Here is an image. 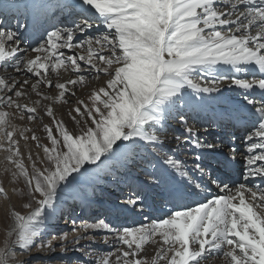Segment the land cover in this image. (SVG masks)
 I'll return each instance as SVG.
<instances>
[{"label":"rangeland","instance_id":"374dc122","mask_svg":"<svg viewBox=\"0 0 264 264\" xmlns=\"http://www.w3.org/2000/svg\"><path fill=\"white\" fill-rule=\"evenodd\" d=\"M170 4H173L172 0H168L165 19H156L160 31V33H156L159 39L156 44L157 56L159 57V65L157 64L158 69L159 66L163 67V63L166 59L165 50L168 44H171L166 40L169 35V30L174 27V22L172 21L174 15L171 9L168 11V8L171 7ZM91 6L93 9L95 8L94 5ZM216 6L220 7L222 5L217 4L215 7ZM212 9L215 8L212 6ZM257 10H260L264 16V7L259 6ZM208 11H212L211 7H208ZM226 18L227 16L223 17V19ZM82 19L84 18L80 20ZM229 28L230 27L219 29V27H217L218 32L217 30L215 31L214 28L210 29L200 25L198 29L192 30L191 35L193 38L191 39L197 40L198 35V40L196 41L197 44H193L194 49L191 48L189 51H192V55L193 53H197L195 59H199L200 61L194 62L192 60L190 62H193V64L188 65V62V64L186 63L180 67L181 69H177L176 74L179 75H177L176 78L181 84L170 92H167L166 95L168 98L164 100H159L157 89L156 91L152 89H143V97L136 95V98L141 103L144 101L145 103L137 109L132 108L135 112H132V114L128 116L124 115L129 108V94L125 89L122 90L120 87L112 86L114 80H111L109 77L110 74L117 72L116 74L121 78L120 73H124L122 69L123 62L120 63L122 67L120 68L118 66L116 72L114 67H112L119 62L116 58L110 57L112 54V52H109L111 49L110 45L105 50H102V54H99L94 50L93 40L91 46L85 37L75 40L72 45L74 49L65 52L68 54V56L65 55L68 59L58 54L53 55V58L51 57L52 68L55 67L54 69L56 70L53 69V71L49 70L48 72L47 65L44 77L51 80L47 86L45 85V81L38 83V81L41 80L40 77H42L43 68L45 67L43 62L37 64L38 61L32 59L29 63H23L24 65L31 64L33 72L32 77L28 74H20L16 71V67L22 65L17 66L15 63V70H13L10 65L0 66V91L5 95L6 91L11 89L4 97H8L6 98V102H0V116L6 117V121L8 120V122H10L8 127H6V125H0V132L4 133V137L0 133V147L2 146L0 148V264H115L114 262L117 260V257H124V262H119L120 264H158L157 261L150 263L142 261L139 263L136 257L129 258L126 254L128 249L125 245V239H123L120 234L131 228H144L145 231L148 230L147 232H149L152 239H158L157 227H153V222L158 220L157 215L159 212L157 210H150L152 214H154L152 215L138 211L137 208L141 200L145 199L148 200L147 202H150L149 200L152 199V201L158 202L154 197L161 198V196H159L160 190L157 180L147 182L146 178L151 175L154 176V178L159 176V178H161L162 169L161 172H159L161 164L157 163L154 156L155 154L150 151L151 149L149 146L150 144L156 143L164 145V143L160 141L161 131L165 126L167 127L168 120L171 122L173 120H179L178 123L181 122L180 125L182 128L177 135V139L180 138L179 140H181L180 155L197 157L199 152H197V147L193 146L194 142L197 145L200 143L205 146L206 144L212 148L210 143H208L212 140L204 138L202 133L195 132L194 129H198L199 131L214 128L215 122L213 120L209 121V119H206L202 115H199L197 119L196 117L193 119V114L194 111L196 112L195 116L199 114L200 111H197V109L202 108L203 104L211 97H216L215 94L213 96L207 94L206 90L212 88L213 84H211V82H214L216 78L218 80L226 78L229 82L234 79L230 73L225 74L222 68H219V74H216V68L212 62L204 60L209 57L215 58V54L218 52V50L215 49H208L215 51H206L207 47L214 45L215 41H218V45L221 43L220 46L229 41V34L225 35V33H223L229 30ZM255 29L258 30V28ZM218 35L225 37L220 39ZM78 43H80L79 47L77 46ZM178 45L180 46L179 50H181L186 43L182 41L181 44L179 43ZM10 47L12 46L10 45ZM91 47L93 49H91ZM30 48L31 47H29L28 50ZM35 48L36 47L32 48V51ZM44 51L40 50L39 53L43 56ZM29 52L31 51L29 50ZM116 52L119 53L120 50ZM95 53H98L97 58H95ZM26 54L24 53V55ZM103 56H108L110 59L102 61ZM100 57H102L101 61H99ZM86 58L87 60L85 61ZM90 58L94 59L96 61L94 63L99 66H95L92 63L93 61H90ZM130 62L132 65L129 63L130 66L127 65V69L130 70L132 66H136L139 63L135 59ZM197 62L202 63V65ZM87 63H89V65ZM93 65L98 68L100 72L93 71ZM74 66L86 72L83 71L81 73L76 70L77 68L74 69ZM132 68L134 69V67ZM110 69L112 70L111 73L109 72ZM241 70L244 73L246 71L244 67H242ZM248 70L246 75L250 73V70ZM163 71L164 69L158 70V77L161 73H165V71ZM19 75H21L22 78L25 77V79H19L17 81L18 83H16L15 78ZM258 76L260 77L258 81H253V76L251 84L259 88L257 84L260 83L259 81H261L263 77L257 75V77ZM160 80L161 78L158 79L156 88L159 86ZM34 81H37V83H34ZM129 81L133 82V79ZM155 81L156 78H154V86ZM185 81H188V83L192 81L191 83L193 84H187ZM200 81L206 83L207 87H205V89ZM223 82L225 83L226 81L221 80V85H224ZM34 84H37V86ZM65 89H68V91ZM87 90L93 91L88 92ZM84 93L86 95H84ZM200 93L205 95V97ZM64 94L68 95V99H70L64 98L62 96ZM256 97L257 96L254 98L257 101ZM77 99H79L77 102L81 103L79 109L78 107L76 108V111H80L83 119L73 118V121L65 120V118H63V112H66V109L64 110L63 108L64 105L70 104V107H76L75 102ZM261 101L262 100H258L257 103H261L262 105ZM219 106H223V104L219 103ZM144 108H146L145 112L143 111ZM109 109L111 110L109 111ZM173 114L177 116L175 117ZM117 119L120 125V132L125 133L137 130L132 138H137V140H126L122 134L115 138L114 146L106 147L105 144H107L106 141L108 137H112L111 128L113 126V120ZM199 120L200 122H198ZM34 121L36 124H34ZM201 124L205 125L206 128H201ZM42 125L44 127H42ZM37 127H40V132L30 133V131H34ZM246 129L242 130L244 131ZM53 130L57 131V134L54 133ZM230 132L224 134V136L228 135L232 137ZM63 133L65 134L64 137ZM8 135L11 136L7 137ZM242 135L244 138H241ZM247 135H249V133H239L237 135L238 137H236L238 138L236 140L237 143L239 140H243L242 143L247 147L249 142H244ZM200 136L203 137L205 141L203 138H199ZM67 137L69 138L67 139ZM215 139H217L218 142V134L214 135L213 140ZM31 140L35 142V145L32 146L34 150L30 146L32 145ZM66 145L71 152V160L75 157L78 160L77 163L74 162L72 166L70 161H68L70 158H67L65 154ZM238 146L240 147L239 144ZM35 147H38L36 148L37 150ZM246 147L244 146V150ZM212 149L218 151L221 148ZM46 150L52 151L50 155H48ZM227 150L230 154V149ZM237 152L240 153V149ZM87 154L89 158L88 161L85 159ZM235 154L236 153H232L229 156H235ZM34 155L36 159L33 157ZM199 155L201 158V154ZM206 161L212 164L214 159H208ZM219 161L218 163L225 162V160ZM226 161H231V159ZM242 161L245 163L244 158H242ZM7 163H9V165H7ZM155 163H157V165ZM166 163L170 171L176 172V165H173L174 161L167 160ZM196 163L199 162H193L194 169L203 171L205 173L204 176L208 174L207 178H209L211 170L207 168V165L201 166L200 163L198 165H196ZM258 164L260 163H257L256 167L260 166ZM1 167L4 168L3 171ZM32 167L35 170L36 167L44 168L48 170V173L42 171L43 173L40 175L35 173ZM72 167L74 172H80L79 174L83 173V175L79 180H76L74 183H69L67 186L65 183L72 177L70 175H65L66 170H71ZM234 167L237 168L238 166L235 164ZM51 169L55 173L59 171L63 174L56 186L58 197L52 203L49 201L51 197L50 192L46 190L47 183L51 178V174L49 173ZM236 170L239 171V174H235V177H233L234 179H244L248 176H237L241 175L240 173L242 171V174H244V168H238ZM129 171H132V174H130ZM141 176L144 178L143 182L140 179ZM204 176L202 179L208 188L214 189V191L222 190L217 187L219 184H216L218 182L221 183V181L217 182L214 177H210V179H208L210 187ZM123 177H125L127 181L121 185L122 187L118 186L117 183H121ZM231 178L232 173H226L227 181ZM81 183L82 186L79 187L78 185ZM261 183L260 181L255 182V185H258L259 188H255L253 185H247L248 193L247 191L245 193L247 201H252V205L257 208L256 210L258 213L264 211V186L261 185ZM103 184L108 185V188L102 190L101 187ZM262 184H264V181ZM215 185L216 189L214 188ZM232 187L237 189L238 186L233 185ZM85 191L89 195L88 197H86L87 194ZM149 191L153 193L151 196ZM233 191L234 189L225 192L229 194L234 193ZM252 193H254V195H252ZM257 193L261 194L260 198ZM250 195L252 196L250 197ZM130 200H132L131 203H127L125 206L128 208L127 210L132 209L131 213L124 210L123 207L119 208L120 204L122 205L125 201ZM73 204L76 207H73ZM34 208L41 209L43 213L41 218L35 217L30 218L32 219L30 220L27 218L28 213ZM18 219L22 220V223H20ZM64 220L66 222L65 225H61L60 223L64 222ZM15 223L20 224L18 228H16ZM67 223H69V226H67ZM99 224L107 225L108 232L97 230V225ZM59 227L64 228V230L58 229ZM79 229H81V232L77 236L65 238L66 235H71L75 230Z\"/></svg>","mask_w":264,"mask_h":264},{"label":"bare ground","instance_id":"6f19581e","mask_svg":"<svg viewBox=\"0 0 264 264\" xmlns=\"http://www.w3.org/2000/svg\"><path fill=\"white\" fill-rule=\"evenodd\" d=\"M19 1L26 3L28 0ZM44 1L46 2L45 5L50 12H52L55 8L62 9L61 6L68 3L72 5V8L69 9L71 13V10L80 8L82 13H84L85 9L87 11L83 17H89L92 19L98 16V22L89 25V32L94 34L96 31L104 29V31L99 34V37H102L96 39L95 44L97 48L94 45V50H96L99 54H102V50H105L110 45L111 49L109 52H112L110 57L116 58L119 62L117 63L118 65L115 64L112 66L114 67L115 72L118 66L120 68L122 67L120 63L123 62L122 69L124 73H120L121 78L118 77L116 74L117 72L110 74L109 77L111 80H114V84L112 86L118 88L120 87L122 90L125 89L129 94V98H132L131 101L129 99V108L124 116L131 115L132 112H135L132 108L137 109L145 103V101L141 103L136 98V95L143 97V89H152L153 91H156L157 89L159 100L168 98L166 93L181 84L176 78L177 75H179L176 74L177 69L186 63L188 64V62V65L193 64V62H190L192 60L194 62L200 61L199 59H195L197 57V53H193L192 55V51H189L191 48L194 49L193 44L198 40V35L197 40L191 39L193 38L191 35L192 30L198 29L200 25L210 29L214 28L215 31H218L217 27H219V29L230 27L229 30L223 32L225 35L229 34V41L227 40L228 42L222 46H220L221 43L218 45V41H215L214 45L207 47L206 51L218 50V52L215 54V58L209 57L204 60L212 62L216 68V74H219V68H222L225 74L230 73L234 79L229 82L228 79L221 78V80H225L227 82H223L224 85H221V80H218L217 78L214 82H211V84H213L212 88L206 91L207 94H210L211 96L215 94L216 97H211L203 104L202 108H198L197 111L200 112L195 117L197 119L199 115H202L206 119H209V121L213 120L215 122L214 128L199 131L198 129H194L195 132L202 133L206 139L208 138L213 140L214 135L218 134V142L220 143L219 147L223 148L217 152L206 144L205 146L200 143L197 145L194 142L193 146L197 147V152H199L198 154H201L203 157L200 158V162L202 163H204V161L201 159L214 157L216 161L233 159L236 161V164L240 161V157L236 154L235 156H229L230 154L228 153L227 148H232L230 149L231 154L236 153L237 148L239 147V143L236 141L238 138L233 139L228 135L224 136V134H228V132H230L229 128L231 127L238 126L241 129H249L248 125L257 127L254 129L255 133L250 134L249 136L247 135V138L244 139V142H249L247 147L245 145V151L251 154L247 158V167L249 168L250 174H248V176L244 179L233 178L234 182H240L238 183L239 187L234 189V193L228 194V192H225L227 190L214 191V189L208 188L202 179L203 172L198 169H194L193 167V162L198 161L199 158L196 156L192 157L189 155H180L181 140H179L180 138L177 139V135L182 128L180 125L181 122L178 123L179 120H173L172 122L168 120V125L166 124L167 127L165 126V128L161 131L160 141L163 142L164 145L156 143L150 144L149 146L151 149L150 151L155 154L157 163L161 164L159 167V172H161L162 169L161 178H159L160 176L154 178L152 175L146 178L147 182L157 180L160 190L159 196H161V198L159 199L154 197V199H157L159 203L154 200L152 201V199L149 200L150 202H147L148 200L145 199L141 200L139 202L140 205L137 208L138 211H142L143 213L152 214V210H157L159 212L157 215L158 220L153 222V227H157L158 239H152L149 232H147L148 230L145 231L144 228H131L121 232L120 236L125 239V245L128 249L126 254L128 257H136L139 260V263L142 261H147L146 263L157 261L158 264H264V211H262V213H258L256 210L257 208L252 205V201H247L245 196L246 191L248 192V183L253 182L254 180H258L262 183L264 181L262 168L260 166L256 167L257 163H264V152L254 155L256 151H264V44L262 43L264 42V16L260 10H257V7L259 6L264 7V0H172L173 4H170L171 7L168 8V11L171 9L174 15L172 19L174 27L169 30V35L166 39L167 42L171 44H168V47L165 50L166 59L163 63V67L159 66V69L157 66L159 63V57L157 56L156 45L159 39L156 33H160V31L158 29L159 25L156 19H165V11L168 7V0ZM89 1L93 2L95 6L94 9L91 4H89ZM11 2L12 0H0V5L7 7ZM217 4L222 6L215 7ZM212 6L215 9H212ZM208 7H211V12L208 11ZM224 16H227V18L223 19ZM81 21H87V19H82ZM257 26L261 29L256 30L255 27ZM5 31L6 29L0 28V36L1 33ZM108 34L111 35L109 36ZM222 35H218V37L220 39L224 38L225 36L222 37ZM16 40L19 42L22 39ZM182 41L185 42L186 45L179 50L180 46L178 44H181ZM48 45L50 47V52L53 51V49H56V47H66V45L53 44L52 42H49ZM30 46L31 45L21 43V49L13 46L10 47L8 43L4 44L0 38V66L12 61H15V63L18 64L20 54L23 51L28 50ZM68 48H71V46ZM91 49L93 48L91 47ZM117 50H120V52H116ZM30 53L35 52L31 51ZM98 53H95V58H97ZM43 54L44 59H42L41 62L45 64V67L43 68L42 77H40L42 81L39 80L38 83L45 81V85L47 86L51 80L44 77L46 67L48 65V72L49 70L53 71L55 68H52L53 65L51 64V57L55 54H61L62 56L65 55H63L64 52L47 53L46 50ZM66 56H68V54H66ZM101 58L102 57H100L99 61H101ZM107 59L110 58L108 56H103L102 61ZM134 59L139 63L136 66H132L134 69L132 67L131 70L127 69V65H132L130 61ZM90 61H93L92 63L95 66L98 65L94 63L96 62L94 59H91ZM41 62L39 63L41 64ZM87 64L89 65V63ZM30 65L25 64L20 67H16L14 64L17 72H21L20 74H28L32 77L33 72ZM94 65L93 71L100 72V70H98V68ZM242 67L250 70L249 75H246V72H242ZM76 68L77 67L74 69ZM161 69H164L165 73H161L158 77V70ZM76 70L81 73L84 71L83 69L78 68ZM111 71L112 70L110 69L109 72L111 73ZM256 72L263 77V80L261 79V81H259L260 83L257 84L259 85V88L254 84H251V82L245 83L248 81L243 80L251 79L252 73L256 74ZM154 78H156L155 86ZM160 78L161 80L159 82V86L156 88L157 81ZM15 79V82L18 83L17 81L19 79H25V77L22 78V76L19 75ZM130 79H133V82H130ZM191 82L188 83V81H185L187 84H190ZM200 82L205 89V87H207L206 83L202 81ZM34 83H37V81H34ZM34 85L37 86V84ZM10 90L8 89L5 95H3L0 91V102H6V98L8 97H4ZM66 91H68V89ZM87 91L89 92L93 90ZM84 95L86 94L84 93ZM257 95L262 97L259 101H263H261L262 105L254 107L252 106L251 101L253 103L255 100L254 97ZM62 96L68 99V95L64 94ZM78 100L79 99H77L76 102ZM76 102V107L73 105H71L73 107H70V104L64 105L63 108L64 110L66 109V112H63L64 116H62L65 120L73 121V118L83 119L80 111H76L77 107L79 109L81 102H77V104ZM219 103L223 104V106H219ZM145 109L146 108L143 109L144 112L146 111ZM110 110L111 109H109V111ZM173 116L176 117L177 115L173 114ZM198 122H200V120ZM9 124L10 122H8V120L6 121V117L0 116V125H6V127H8ZM34 124H36L35 121ZM42 127L44 126L42 125ZM40 130V127H37L34 131H30V133L40 132ZM53 131L57 134V131ZM136 131L137 130L125 133L120 132L118 119L113 120V126L111 128L112 137H108L106 141L107 144H105V146H114L115 138L122 134L126 140H131ZM238 132L239 131L235 134ZM1 134L3 136L4 133ZM64 135L65 134L63 133V137ZM9 136L11 135H8L7 137ZM68 138L69 137H67V139ZM241 138H244V136L242 135ZM31 141L32 145L30 146L32 147L35 145V142L33 140ZM208 143L211 142L209 141ZM65 147V154L67 158H70L68 161H70L72 166L73 163H77L78 160L76 157V159L73 158L71 160V152L67 145ZM32 148L34 150V147ZM36 148L38 147H35V149ZM47 152L48 155H50V152L52 151L48 150ZM33 157L36 159L35 155ZM85 159L86 161L89 160L88 154ZM165 160L174 161L173 165H176V172L169 170ZM157 163L155 164L157 165ZM7 165H9V163H7ZM207 168H209L208 165ZM234 168L236 169V167ZM32 169L35 173L40 175L43 173L42 171H48L39 167H36V170L33 167ZM1 170L3 171L4 168L1 167ZM129 172L132 174V171ZM49 173L51 174V178L47 183L46 190L50 192L51 197L49 201L52 203L58 197V190H56V186L61 180L63 174L59 171L55 173L52 169ZM79 173L80 172H74L73 167L71 170H66V174H64L70 175L72 178H70V180L68 179L65 184L68 186L69 183H74L76 180H79L83 175V173ZM237 173L239 174V171H237ZM140 179L143 182L144 178L142 176ZM125 181H127V179L123 177L121 179V183H117L118 186L123 185ZM78 186H82V183ZM101 188L102 190L107 189L108 185L103 184ZM149 194L151 196L153 193L149 191ZM88 196L89 195L87 194L86 197ZM131 201L132 200L125 201L122 205L120 204L121 206L119 205V208L123 207L124 210L131 213L132 209L127 210L128 208L125 206L127 203L130 204ZM72 206L76 207L74 204ZM42 213L43 211L41 209L34 208L29 211L27 218H41ZM19 222L22 223V220H19ZM65 223L66 222L64 220V222H61L60 224L65 225ZM19 225L20 224L15 223L16 228H18ZM67 226H69V223H67ZM58 229H61L62 231L64 230V228L60 227ZM97 230L108 232V226L99 224L97 225ZM80 232L81 229L75 230L71 235H66L65 238L77 236ZM119 262L123 263L124 257H117V260H115L114 263L120 264Z\"/></svg>","mask_w":264,"mask_h":264}]
</instances>
